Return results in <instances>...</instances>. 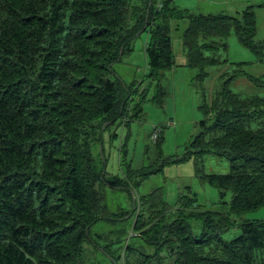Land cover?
<instances>
[{"label":"trees","instance_id":"1","mask_svg":"<svg viewBox=\"0 0 264 264\" xmlns=\"http://www.w3.org/2000/svg\"><path fill=\"white\" fill-rule=\"evenodd\" d=\"M138 1L0 0V264H81L91 228L101 220L129 224L116 239L126 244L115 264L124 257L125 264H264V219L238 220L264 207V97L230 88L241 76L257 86L264 79L244 71H234L213 96L203 91L204 118L184 153L185 160L229 159L227 174L205 173L198 163L196 173L220 193L232 192L231 211L197 210L188 188L172 212L159 188L141 196V211L132 198V212L120 208L109 215L108 186L127 191V182L133 189L174 162L164 158L160 135L154 142L160 169L135 171L128 164L126 180H106L102 146L105 130L126 117L134 98V115L144 113L149 88L150 100L164 106V72L177 67L170 21H189L182 41L186 66L197 71L196 86L208 77V67L228 62L216 52L228 50L233 32L264 59L253 6L233 17L194 14L171 6L173 0H144L142 9ZM144 32L150 83L140 92L137 83L127 86L110 74ZM100 144L103 167L94 154ZM126 156L124 150L123 161ZM192 219L203 223L200 234ZM235 227L240 233L225 240ZM132 240L152 252L138 250ZM136 253L140 257L132 261Z\"/></svg>","mask_w":264,"mask_h":264},{"label":"rangeland","instance_id":"2","mask_svg":"<svg viewBox=\"0 0 264 264\" xmlns=\"http://www.w3.org/2000/svg\"><path fill=\"white\" fill-rule=\"evenodd\" d=\"M136 5L144 9L145 1L139 0ZM262 5H264V0H173L171 4L173 7L188 9L194 14H226L233 17H238L245 9L253 6L252 10L257 20L255 41L258 43L264 42V6ZM188 24V19L170 21L172 47L177 67L164 72L163 84L168 91L164 106L160 107L150 100L152 89L149 88L147 99L142 102L144 113L141 116L134 115L136 110L133 107L139 100V97H136L130 102L126 117L105 130L102 146L107 159L106 180H115L116 176L126 180L124 177L130 172L128 164L135 171H140V168H146L144 172L160 169L162 161L159 159L154 141L150 138L155 132L164 136V158L174 160L173 163L166 164L163 172L151 173L147 179L133 189L129 188L127 182L123 185L128 189L127 191L112 189L108 186L107 205L109 215L112 217L123 212L119 210L120 208L132 212V198L138 201L137 212L141 211V206H139L141 196L148 195L159 188L163 190L164 198L172 207V212L178 207L180 195L188 188L192 190L191 196L196 195L197 210L225 214L231 211L232 192L220 193L219 189L203 181L196 173L198 163L205 173L227 174L230 172L229 159L207 155L201 159L195 160V157H192L190 160H185L184 153L190 141L198 135V124L204 118L199 109L203 91L209 95L208 97L213 96V93L221 88L225 79L233 75L236 70L264 79V59L260 61L248 48L242 46L233 32L226 40L228 50L219 48L216 52V55L223 59L227 58L228 62L208 67V77L196 86L193 77L197 71L181 65L187 60L186 49L183 47L181 37ZM147 44L148 33L146 32L133 39L132 51L125 53L123 58L113 65V73L110 77H119L127 86L135 82L140 86V92L148 87L150 80L147 76L149 73ZM212 54L207 53L208 56ZM242 62L244 65L239 66L238 63ZM230 88L242 96L264 97V86H257L243 76L234 79ZM124 150L127 153L125 161H123ZM94 154L98 161L97 166L103 167L101 144L94 147ZM137 178L140 179V177ZM174 216L176 218V215ZM128 217L130 218L131 214ZM256 219H264V207L245 213L238 220ZM189 222L195 234L203 231L201 221L192 219ZM122 226L129 227V224L126 221L113 220H101L95 223L91 228V238L83 246L81 264H115L114 260H119V255L124 256L126 241L118 243L116 240ZM239 233V229L236 228L224 234L223 238L231 240ZM132 243L138 250L148 254L152 252L149 246H144L139 241ZM138 257L140 255L136 253L132 261ZM125 263L124 257L118 264Z\"/></svg>","mask_w":264,"mask_h":264},{"label":"clouds","instance_id":"3","mask_svg":"<svg viewBox=\"0 0 264 264\" xmlns=\"http://www.w3.org/2000/svg\"><path fill=\"white\" fill-rule=\"evenodd\" d=\"M155 133H157V132H155ZM155 133H154V134H155ZM154 134L152 135V137H151V138H152V140H153L154 142H156V141L158 140V137H159V135H160V134H159V133H157V134H159V135L157 136V138H156V139H154V138H153Z\"/></svg>","mask_w":264,"mask_h":264},{"label":"crops","instance_id":"4","mask_svg":"<svg viewBox=\"0 0 264 264\" xmlns=\"http://www.w3.org/2000/svg\"><path fill=\"white\" fill-rule=\"evenodd\" d=\"M171 29H172V27H171ZM184 33V32H183ZM171 34H172V32H171ZM182 36H183V34H182ZM182 38V37H181ZM182 44H183V41H182ZM184 47V46H183ZM181 65H183V66H185L186 65V61L185 62H183Z\"/></svg>","mask_w":264,"mask_h":264},{"label":"built area","instance_id":"5","mask_svg":"<svg viewBox=\"0 0 264 264\" xmlns=\"http://www.w3.org/2000/svg\"><path fill=\"white\" fill-rule=\"evenodd\" d=\"M157 136H158V134H157V133H155V134H154V136H153V138H154V139H156V138H157Z\"/></svg>","mask_w":264,"mask_h":264}]
</instances>
